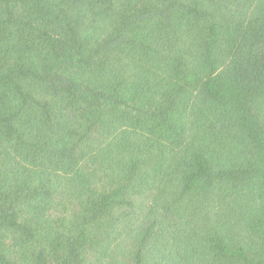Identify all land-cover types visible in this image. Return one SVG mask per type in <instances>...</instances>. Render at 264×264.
I'll return each instance as SVG.
<instances>
[{
    "label": "trees",
    "instance_id": "trees-1",
    "mask_svg": "<svg viewBox=\"0 0 264 264\" xmlns=\"http://www.w3.org/2000/svg\"><path fill=\"white\" fill-rule=\"evenodd\" d=\"M0 264H264V0H0Z\"/></svg>",
    "mask_w": 264,
    "mask_h": 264
}]
</instances>
